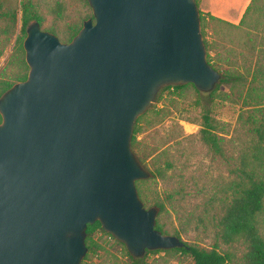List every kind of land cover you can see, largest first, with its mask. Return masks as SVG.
Returning <instances> with one entry per match:
<instances>
[{
    "label": "water",
    "instance_id": "water-1",
    "mask_svg": "<svg viewBox=\"0 0 264 264\" xmlns=\"http://www.w3.org/2000/svg\"><path fill=\"white\" fill-rule=\"evenodd\" d=\"M68 41L28 22L24 80L0 96V264H80L86 227L134 258L181 247L155 228L135 185L150 173L131 148L136 118L168 85L211 92L195 0H87Z\"/></svg>",
    "mask_w": 264,
    "mask_h": 264
},
{
    "label": "rangeland",
    "instance_id": "rangeland-1",
    "mask_svg": "<svg viewBox=\"0 0 264 264\" xmlns=\"http://www.w3.org/2000/svg\"><path fill=\"white\" fill-rule=\"evenodd\" d=\"M23 1L30 2L31 12L41 17L42 29L53 28L61 37L67 36L71 26L92 18L87 0H0L1 10L17 12L14 21L0 18V26L8 25L10 29L8 43L0 54V78L27 72L19 63L22 55L13 53ZM57 1L63 6L60 18L51 12ZM245 1L235 0L237 11ZM195 3L205 17L200 32L206 60L226 81L210 95L190 84L180 89L163 87L157 92L138 123L140 145L133 152L150 175L140 179L136 188L141 190L140 199L146 208H157L162 233L176 235L199 248L216 247L232 264H243L245 246L222 242L216 236V220L224 199L232 192V182L239 180L242 158L253 162L255 172L264 179V152L254 148L258 140L254 128L264 120V72H260L264 66V38L262 41V36H256L262 35V26L258 14L240 27L227 25L210 18V0ZM255 25L258 28L252 29ZM4 38L0 35V48ZM204 115L213 125L222 153L200 140L198 131ZM259 220L264 237V211ZM92 238L98 247L93 252L87 250V258L80 264H130L125 245L111 234L96 229ZM149 251L143 255L146 264H193L189 255L175 250Z\"/></svg>",
    "mask_w": 264,
    "mask_h": 264
},
{
    "label": "trees",
    "instance_id": "trees-1",
    "mask_svg": "<svg viewBox=\"0 0 264 264\" xmlns=\"http://www.w3.org/2000/svg\"><path fill=\"white\" fill-rule=\"evenodd\" d=\"M31 3L28 1L21 2L20 6V14H21V25L19 34L15 38L14 41V54H21L22 57L19 58V63L21 67H25L28 72V66L25 61V54L23 49V39L25 38L26 31L25 28L28 22L32 19H35L41 24L42 19L38 15L31 12ZM63 6L61 2H55L54 6L51 9V12L55 14L56 17L60 18L62 16ZM258 14L260 17L258 19V24L261 23L262 35L258 34L256 36H262L261 39L263 41L264 34V0H249L246 5L239 21L237 24L229 22L227 20H223L218 18L212 14H210L211 19H216L220 22H223L227 25L240 27L245 24L247 20ZM17 15L16 10L12 11L11 9L1 10L0 9V18L1 19H10L15 20ZM199 19L201 24L203 25L205 17L199 11ZM84 21V20H83ZM82 21V22H83ZM82 25H73L70 27V31L67 36H60L53 28H46L52 33H57L65 42L70 41L73 36L79 31ZM8 25L0 26V35H4L5 38L1 42L0 54L2 49L5 48L8 41L6 37L10 31ZM258 26H253L252 29H257ZM205 43V41H204ZM262 42L261 45H263ZM12 53V54H13ZM24 54V58H23ZM208 57V56H207ZM209 63V61L207 60ZM27 72H15L10 74L8 77L0 78V96L14 83L22 81L26 78ZM260 72H264V66L260 70ZM226 78L221 77V79L216 84L215 88L209 92V95L212 94L221 82H225ZM188 84L193 85L191 83L183 84V85H168L165 86L164 89H168L170 87L175 89H180ZM194 86V85H193ZM195 87V86H194ZM142 115V114H141ZM141 115L136 118L134 123L133 132L131 136V148L132 150H136L140 145V142L137 141V134L139 133V120ZM1 120V116H0ZM258 140L256 144H254V148L257 152H264V120H261L259 124L254 128ZM200 140L207 145L210 149H212L216 153H222V148L219 143V138L214 132L213 125L209 122V118L204 115V122L201 125L199 131ZM179 140H177L178 142ZM137 154V152H136ZM254 157L260 160L259 156L254 155ZM142 159L141 157H139ZM139 160V159H138ZM253 162L247 160V158H242L241 165L238 168L239 171V180L232 182V192L224 199L220 213L217 216L216 220V236L224 243L232 244L235 242H240L245 246V251L242 255L243 264H264V237L260 233L259 229V217L261 213L264 211V179L255 172V169L252 165ZM139 180H136L135 185L138 184ZM138 195L141 198L142 193L138 188ZM157 207L160 209L163 207L162 204L155 203ZM157 216V215H156ZM155 228L163 231V224L156 218L155 220ZM96 229H101V224L99 221H95L92 224H88L86 227V238L85 244L88 251H95V248L98 247V244L93 240L92 233ZM180 238V237H179ZM159 250H175L181 252L183 254L189 255L193 264H232L229 261V257L227 254H223L217 250L216 247H211L209 249L199 248L194 245H189L184 242V245L181 247H175L170 249H156ZM148 252H151L148 250ZM88 254L84 255V259H86ZM127 256L130 260V264H146V261L143 257L134 258L129 253ZM82 263V262H81ZM115 264V263H114Z\"/></svg>",
    "mask_w": 264,
    "mask_h": 264
},
{
    "label": "crops",
    "instance_id": "crops-1",
    "mask_svg": "<svg viewBox=\"0 0 264 264\" xmlns=\"http://www.w3.org/2000/svg\"><path fill=\"white\" fill-rule=\"evenodd\" d=\"M234 2L235 0H230V4H226L224 3V0H210V14L223 20L236 23L240 19L249 0H246L238 11L236 10L235 5L233 4Z\"/></svg>",
    "mask_w": 264,
    "mask_h": 264
}]
</instances>
